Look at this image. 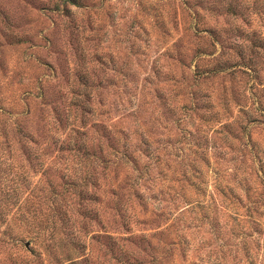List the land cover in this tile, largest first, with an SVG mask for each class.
I'll return each mask as SVG.
<instances>
[{
    "label": "rangeland",
    "instance_id": "rangeland-1",
    "mask_svg": "<svg viewBox=\"0 0 264 264\" xmlns=\"http://www.w3.org/2000/svg\"><path fill=\"white\" fill-rule=\"evenodd\" d=\"M0 264H264V0H0Z\"/></svg>",
    "mask_w": 264,
    "mask_h": 264
},
{
    "label": "trees",
    "instance_id": "trees-1",
    "mask_svg": "<svg viewBox=\"0 0 264 264\" xmlns=\"http://www.w3.org/2000/svg\"><path fill=\"white\" fill-rule=\"evenodd\" d=\"M85 158H87V157L85 156ZM78 181L79 180L75 178V180L73 182H78ZM81 181H84V178Z\"/></svg>",
    "mask_w": 264,
    "mask_h": 264
}]
</instances>
